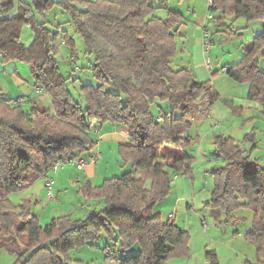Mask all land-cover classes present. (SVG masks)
<instances>
[{
    "label": "trees",
    "instance_id": "obj_1",
    "mask_svg": "<svg viewBox=\"0 0 264 264\" xmlns=\"http://www.w3.org/2000/svg\"><path fill=\"white\" fill-rule=\"evenodd\" d=\"M56 6L69 13L63 21L68 25L47 19ZM209 9L233 20H264V0H212ZM0 15L1 62L29 64L35 83L52 99L48 107L27 97L28 111L18 101L21 96L9 97L0 85V253L15 255L13 264H91L73 259L71 251L95 247L105 236L104 249L116 257L115 243L121 264H164L187 256L190 233L155 206L170 195L174 172L192 175L195 156L186 151L188 133L218 93L210 80L199 81L190 68L174 65L186 24L183 14L169 0H20L17 6L14 0H0ZM225 18L218 21L225 24ZM25 27L33 34L28 44L22 39ZM76 33L90 58L85 78L91 71L98 82L76 77L82 100L69 86L77 80L63 73L58 59L63 45L70 47L63 57L78 59ZM243 49L225 72L249 83V98L264 104V70L256 63L258 55L264 57V28ZM106 124L128 131L129 142L121 143L118 153L132 169L99 185L80 186L84 198L104 201L102 209L86 218L61 215L42 225L30 198L21 203L11 198L45 177L57 159L90 150L91 131ZM254 134L245 137L254 141L252 148L215 135V152L225 163L212 171L209 203L229 216L242 208L253 211L245 238L260 260L245 264H264V166L252 158ZM166 145L172 148L168 154L162 152ZM205 259L204 264H221L215 250L207 249Z\"/></svg>",
    "mask_w": 264,
    "mask_h": 264
},
{
    "label": "rangeland",
    "instance_id": "obj_2",
    "mask_svg": "<svg viewBox=\"0 0 264 264\" xmlns=\"http://www.w3.org/2000/svg\"><path fill=\"white\" fill-rule=\"evenodd\" d=\"M18 1H16V6ZM28 2L32 3L33 0H29ZM194 6L198 9L206 10V0H198ZM61 10L64 11L62 8ZM64 12L69 15L68 12ZM66 17L61 18L65 19ZM245 21V19L244 21L240 20L232 26L214 32L212 39L210 38L212 43L211 49L209 50L211 64L212 60L218 59L221 63L219 65L217 64V66L221 68L222 66H229L236 62L240 57V53L244 52V46L251 43L253 35L260 32V30H262L261 26L264 25V20ZM247 23H249L248 26ZM194 31H196V29ZM29 32H32L30 28H24L22 38L24 39ZM192 35L195 37L197 34L192 32ZM74 36L77 44L76 55L78 59L73 60L63 57V55L67 54L66 46H64L62 56L60 55L58 57L60 67L66 76L69 77L72 75V79L80 77L83 82L97 84L98 82L93 77L91 71H89L90 79L85 78V70L87 69H83V67L89 63L90 58L85 54L86 44L83 38L78 33L74 34ZM193 50L195 51L194 48ZM26 66L30 67L26 62L18 60L7 63L5 70L16 72L18 68L22 77L26 76L25 78H27L31 76L32 72L30 70L31 68L25 71L24 67ZM197 67H199V69L196 67L193 68L197 80L201 81L204 80L205 77L207 78L208 68L206 65ZM3 69V63L0 60V70ZM80 79H76L77 81L70 80L69 86L75 96L82 100L83 96L80 91ZM0 82L5 91L13 94L11 96L17 97L21 95V97H23L22 95L28 93L27 88L19 86L18 82L13 79V77H10V75L1 74ZM211 83L218 93V98L208 109L203 110L202 113L206 114V116L196 125V130L198 131V136L195 133L197 138L195 142L197 151H194V155L196 159L193 165L192 175H187L188 185L181 193H178L177 197L172 193L171 196L169 195L170 197L168 196L169 198L167 197L168 199L166 198L167 200L164 199L165 201L155 206V210L161 212L164 218H168L170 213H174L173 221L190 233V253L184 257L181 256L168 259L164 264H204L206 261L205 255L207 249L217 252L221 264H245L246 260L251 262H258L260 260L255 245L245 238V233L249 231L247 227L248 221L243 219L241 222H238V220H236L237 216H239L240 219L241 216L248 214H252L253 216V211L242 208L229 216L221 208L215 207L209 203L214 185L212 171L225 163L224 159L218 161L219 159L215 152L214 145L215 135L231 132L235 138H239L248 131L251 133V125H249V123L246 127L243 126L239 128L244 121L239 124L240 115L234 114L235 110L240 109V101L244 99L249 85L235 81L229 75L223 73L222 70L214 76ZM10 89H12V92H10ZM233 101L237 102V105H234ZM23 104L26 105L24 107L28 111L31 109V101L26 100ZM164 106L167 107V104H164ZM249 113L252 116H256L257 120H262V122H264V118L262 117V115H264L263 111L258 113L256 110H253ZM227 127L229 130L226 129ZM260 128L263 129L264 125H260ZM208 131H212V134L208 135ZM200 149L204 150L206 155L200 154ZM117 159H119L118 156L108 159L110 168L107 173L108 176H120L126 172L125 169L118 166ZM98 162L99 160L97 163ZM54 177L56 181L57 178L56 176ZM178 179L176 175L172 177L171 182L173 187L177 186L174 183H176ZM60 185V182L54 185L56 198L53 200H49L44 178L38 179L31 188L25 191L13 193L11 198L14 201L20 200L22 197L32 196L35 198L34 200L36 202L32 204V211L38 214L37 216L41 219L40 222L43 224L49 223L53 217L65 215L69 212H73L72 214L75 215L74 218H86L89 213H85V210L80 207L84 197L79 195V186L76 187L73 183L62 185L59 189V193L58 186ZM172 198L176 199L175 203L171 200ZM86 200L88 201V199ZM42 214L44 216H42ZM237 231L244 232V234H238ZM105 243L106 238L102 236L97 242V246L91 247L86 245L82 248L73 249L71 254L76 259L90 262L93 260L92 262H94V264H101L104 262L103 245ZM111 244L116 257H118L121 254V250L119 248L116 249L112 242ZM136 247L140 248L138 244ZM15 258V255L4 251L0 254V264H11L14 262ZM261 260L264 261V255L261 256Z\"/></svg>",
    "mask_w": 264,
    "mask_h": 264
},
{
    "label": "crops",
    "instance_id": "obj_3",
    "mask_svg": "<svg viewBox=\"0 0 264 264\" xmlns=\"http://www.w3.org/2000/svg\"><path fill=\"white\" fill-rule=\"evenodd\" d=\"M14 1L16 2L18 0H14ZM23 1H26V0H23ZM54 1H59V0H54ZM197 1L198 0H169L170 7L172 9L180 11V13L183 14L184 19L186 21V24L182 27V29L180 30V33H179L182 35L181 45H180V49H179L178 53L173 57V62L177 68H181V67L190 68L193 71L194 75H195V72L193 70L194 67L199 69V67H197V66H205L206 65V67L208 68V76H207V78L205 77V79L201 80V81H206V80L212 81L214 79V76H216L221 70L223 73L226 74L225 69L227 66H225V67L222 66L221 68L219 66H217V64L219 65L221 63L218 59L212 60V64H211L210 58H209V55H210L209 50L211 48L208 50V52L206 51L205 39L208 38L211 41L212 36L214 35V32L221 31L224 28H227L229 26L234 25L236 22H238L240 20L244 21V19L241 18L238 20H233V17L228 16V15H224L220 11H210L209 0H206V10L200 9V8L198 9L196 6H194V4ZM165 13H166V10L162 11V14H165ZM210 13H212L214 15L215 19L209 18L208 15ZM66 16H68L67 13L62 11L59 6L54 7V9H52L49 13L46 14L47 19L51 20L52 22H55V23L62 22L63 24H60V25L58 24L60 27L68 25L67 23L63 22V21H66V19L68 18ZM61 17H66V18L62 19ZM219 17H226L224 19L225 24L222 21L221 22L218 21ZM245 22H247V21H245ZM248 25H249V23H247V26ZM261 27H262L261 29H263L264 25ZM26 28H30V27H25V29ZM195 29H196V31H194ZM192 32H195L197 35L195 37H193ZM32 39H33V34H32V32H29L24 37L23 41L26 44H28L32 41ZM64 46H66V45H63L62 49H64ZM193 48L195 49V51L193 50ZM66 49H67V51H70V47L66 46ZM243 54H244V52L240 53V57L236 60V62L243 56ZM207 55H208V60H207ZM256 63L258 64V66L262 70H264V57H262L261 55H258V57L256 58ZM6 65H7V63L3 64L4 69L0 70V75L1 74L10 75V77H13V79H15L18 82L19 86L26 87L28 90V93H26L22 96L29 97L31 99V101L34 99L40 100L42 103H44L48 107L52 106L51 97L49 95H47L40 88V86L35 83L34 77L32 74L30 77L28 76L27 78H25L26 76L22 77V74L20 73V70H18V68H17L16 72H10L8 70H5ZM29 68L30 67H28V66L24 67L25 71H28ZM245 84L249 85V83H245ZM0 85L2 87V91L4 93H6L9 97L18 98L21 96V95L17 96V97L11 96L13 94H10L9 92L5 91L1 82H0ZM249 88H250V85L248 86V91L244 95V99L240 101V103H241V105H239V106H241L240 109L235 110L234 111L235 113L234 112L233 113L240 115L239 124H241V122L244 121L240 125L239 128H242L243 126L246 127V125H248V123H249V125H251V132L252 131L255 132L254 139H255V143H256V145L252 151V158L257 160L258 163H260L261 165L264 166V128L263 129L260 128V125H262V124L264 125V122H262V120L261 121L257 120L256 116H252L249 113L253 110H256L258 113H261V111H263V114H264V104L262 103V101H260L258 99L249 98V96H248ZM10 92H12V89H10ZM229 103H230V101H229ZM236 103L237 102L233 101L234 105H237ZM24 106H26V105H24ZM262 117L264 118V115H262ZM202 120L203 119H201L200 121L195 123L192 126V128L189 130V133H188V136H190V138H191V143L186 148V151L193 156H195L194 151H197L196 150V143H195L197 141V138H196L195 133L197 134L198 131L196 130V125L199 124ZM123 129H125L124 126L106 124V125H103L97 129L91 131L90 135L93 139L94 145L90 150H88L86 152H88V153H90L92 151L101 152V158L99 159V162L98 163L97 162L91 163L86 168H84L82 170H79L74 166H68V167H66V168H64L58 172H52L51 174H53L57 178L55 184H57L58 182L61 183V185L58 186V192H59V189L62 185H69L71 183H73V185H76V187L79 186V188L82 184H84L85 182H88V181L91 182V184L94 186L101 184L105 178L110 177L107 174L108 171L110 170L108 159L111 157L113 158L114 156L119 157V159H117V163H118L119 167H121L122 169H125L126 171L132 169L131 164L130 163H124V161L121 160L119 153H118L119 152V145L121 143H128L129 142V137L126 138L120 133V130H123ZM226 129L229 130L228 127ZM249 132L250 131L246 132L245 134H242L241 137H239V138H235L231 132L222 133V134H224L225 136L233 137L235 139V141L237 143L241 144L244 148H252L254 146L253 145L254 141H247L246 142L245 138H244L246 134H249ZM211 134H212V131H208V135H211ZM197 136H198V134H197ZM171 151H172V148L168 145L164 146L162 149V152L164 154H168ZM199 152H200V154L206 155V152L202 149H200ZM195 159H196V157H195ZM218 159H219L218 161H221L224 158L218 156ZM175 175L179 179L176 181V183H174L177 186L173 187V189L170 193V196L173 193V195H175V197H177L178 193H181L187 187V185H188L187 180L188 179H187V175H184V174L174 172L173 176H175ZM42 178H44V177H42ZM44 180H45V178H44ZM79 195L82 196L80 193H79ZM24 198H26V197H22V198H20V200H17L16 202L21 203L22 199H24ZM28 198H30L32 200V204H33V202H36L34 200L35 198H33L32 196H30ZM174 198H172L171 200L175 203L176 199H174ZM162 201H165V200H162ZM162 201H160L158 204H160ZM81 204L82 205L80 207L83 210H85V213H89V214L91 212H93L91 210H100L104 207V201L103 200H97V199H91V200L88 199V201H87L86 198H84L81 201ZM32 207L33 206H31V208ZM72 213L73 212H69L68 214H70L74 218L75 215ZM36 215H38V214H36ZM42 216H44V215L42 214ZM253 217H254V214H253V216H252V214H248V215L241 216V219L239 216H237L236 220H238V222H241L243 219L247 220L248 221L247 227H248V229H251ZM77 219H79V218L77 217ZM165 219H167V217ZM40 221H41V219H40ZM41 224L45 225L47 223L43 224L41 222ZM237 232H238V234H242V235L244 234V232H239V231H237ZM106 242H107V239H106ZM113 244H115V243H113ZM105 245H106V243L103 245L104 262H102L101 264H121L120 259L115 257V256L114 257L112 256L113 257L112 262L108 259V257L106 256L107 251L104 249ZM84 246H86V245H84ZM84 246H82V247H84ZM82 247H80V248H82ZM75 249H77V248H75ZM137 249L138 248L135 247L134 251H136ZM4 251L5 250L3 249L0 254H2ZM72 251H71V253H72ZM71 256H72V254H71ZM72 258L76 259L73 256H72ZM92 261L91 262L86 261V262H90L91 264H94V262H92ZM13 263L14 262H12L11 264H13Z\"/></svg>",
    "mask_w": 264,
    "mask_h": 264
},
{
    "label": "built area",
    "instance_id": "obj_4",
    "mask_svg": "<svg viewBox=\"0 0 264 264\" xmlns=\"http://www.w3.org/2000/svg\"><path fill=\"white\" fill-rule=\"evenodd\" d=\"M211 3H212V0H209V4H211ZM208 16L210 19H215L214 15L212 13H210ZM211 46H212L211 41L208 38H206L205 39V48H206L207 52L211 48ZM26 100H28L27 97H21V98H19L18 101L23 103ZM159 120H161V118H159ZM120 133L126 138L129 137V133L125 129L120 130ZM100 158H101V152L92 151L90 153L82 152L79 154L71 155L69 157L57 159L54 162V164L52 165L49 172L44 177L45 178V186L47 188L49 199L53 200L56 198L55 193H54V185H55L56 181H55L54 175L51 174L52 172H58V171L66 168L68 166H74L77 169L82 170V169L86 168L89 164L96 163ZM168 218L172 222L173 218H174V213H170ZM106 256L108 257V259L111 262L113 261V257H112L110 252H107Z\"/></svg>",
    "mask_w": 264,
    "mask_h": 264
}]
</instances>
